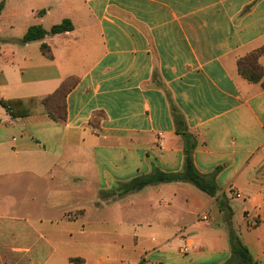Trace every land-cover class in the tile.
<instances>
[{
    "label": "crops",
    "instance_id": "1",
    "mask_svg": "<svg viewBox=\"0 0 264 264\" xmlns=\"http://www.w3.org/2000/svg\"><path fill=\"white\" fill-rule=\"evenodd\" d=\"M63 20L72 31L21 42ZM261 49L264 0H0V264H230L226 218L264 264V53L260 82L238 66ZM191 144L213 197L127 192L182 172ZM125 234L138 258L111 262ZM88 237L95 258L58 256Z\"/></svg>",
    "mask_w": 264,
    "mask_h": 264
},
{
    "label": "trees",
    "instance_id": "2",
    "mask_svg": "<svg viewBox=\"0 0 264 264\" xmlns=\"http://www.w3.org/2000/svg\"><path fill=\"white\" fill-rule=\"evenodd\" d=\"M73 27L70 21L63 20L60 24L55 25L50 28L49 31L43 30L41 27H30L27 29L26 33L21 39L22 43H28L32 41L41 40L48 35L62 34L72 31ZM42 51L45 52L47 48L45 46L41 47ZM264 53V49L253 52L249 57L239 61V72L246 80L249 82L258 83L262 80L263 74L262 70L257 63L258 57ZM74 80H66L61 88L56 92L54 96L57 100L62 98L66 93H68L74 86ZM262 87H264V80L262 81ZM4 105L3 102H0ZM58 104V103H57ZM178 118H176V123L179 124ZM181 123V122H180ZM183 125V123H181ZM194 145L191 144L190 147L185 150V159L182 172L178 174H161L156 173L148 178H141L132 181L127 186V192L137 191L142 189L144 186L157 183H168V182H184L189 183L196 187L198 190L206 193L207 195L213 197L215 195V186L212 181L206 176L200 175L194 168L191 160V151ZM229 217V214H228ZM226 225L228 229V239L230 243L232 259L228 262L236 264H254L252 263L248 252L244 246L238 240L236 234L234 233L231 225L229 224V218H226ZM75 264H79L76 260H71Z\"/></svg>",
    "mask_w": 264,
    "mask_h": 264
},
{
    "label": "rangeland",
    "instance_id": "3",
    "mask_svg": "<svg viewBox=\"0 0 264 264\" xmlns=\"http://www.w3.org/2000/svg\"><path fill=\"white\" fill-rule=\"evenodd\" d=\"M85 205V204H84ZM113 214L111 218V222H114ZM144 238L142 239V243L144 245L150 244V238H155L156 236L154 234H146L143 235ZM111 247L110 249H106L104 251L105 255H109V259L111 262H121L122 260H128L129 262H134L138 257V252L132 247V239L128 234L125 235H113L111 236ZM84 240L81 238V240L76 241L75 246L71 247H63L58 251V256L65 257L66 255H69L71 253L73 254H85L90 255V258H95L99 254H101V249L97 248V244L99 242V239H92L89 238L85 240V242L82 244ZM92 242H94L96 245V248L92 247ZM81 243V244H79ZM118 245H122L124 248L118 247ZM38 260H36L37 262Z\"/></svg>",
    "mask_w": 264,
    "mask_h": 264
},
{
    "label": "built area",
    "instance_id": "4",
    "mask_svg": "<svg viewBox=\"0 0 264 264\" xmlns=\"http://www.w3.org/2000/svg\"><path fill=\"white\" fill-rule=\"evenodd\" d=\"M6 110H7L8 113L11 112V110L8 107L6 108ZM199 221L202 222L203 224H208L209 223L208 215H202L200 217ZM262 258L264 259V252L262 253Z\"/></svg>",
    "mask_w": 264,
    "mask_h": 264
}]
</instances>
